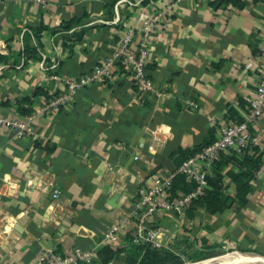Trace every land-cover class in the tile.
<instances>
[{"label":"crops","instance_id":"crops-1","mask_svg":"<svg viewBox=\"0 0 264 264\" xmlns=\"http://www.w3.org/2000/svg\"><path fill=\"white\" fill-rule=\"evenodd\" d=\"M116 1L49 0L41 8L7 0L0 6V113L23 118L18 101L39 86L55 90L50 74L85 73L113 53L124 29L104 21L114 18ZM132 1L138 5L122 12L134 27L140 7H172L151 37L147 106L128 72L117 70L106 83L79 90L64 114L35 115L31 134L15 137L0 127V264H32L48 249L125 248L128 234L108 242L104 232L130 210L137 187L174 168L175 148L215 139L221 123L236 122L227 116L229 108L243 120L259 80L264 0ZM43 99L34 100L32 112ZM251 129L257 152L264 150V113ZM36 140L53 150L36 147ZM223 182L224 192L234 196L235 182L228 176ZM250 185L244 204L219 213L199 208L192 217L186 209L155 214L149 225L162 228L160 249L189 263L217 264L225 255L264 258V171ZM51 187L60 190L65 207L53 219Z\"/></svg>","mask_w":264,"mask_h":264},{"label":"built area","instance_id":"built-area-1","mask_svg":"<svg viewBox=\"0 0 264 264\" xmlns=\"http://www.w3.org/2000/svg\"><path fill=\"white\" fill-rule=\"evenodd\" d=\"M7 0H0V6ZM45 8L49 0H29ZM208 3L225 2L231 0H205ZM249 1V0H239ZM138 5L132 0H117L114 3V18L105 23H114L124 29L116 50L104 56L100 63L92 70L76 76H59L50 74L49 80L55 84L56 89L50 93L57 94L49 99H43L38 110L19 118L13 115L0 113V127L11 131L15 137H22L32 133L31 120L37 114L52 115L60 107H65L77 92L95 83L104 82L119 70L117 63H122L137 87L139 97L148 96L153 91V83L147 77L146 65L151 50V37L153 32L172 11L171 5L157 10H147L140 7L137 13L138 26L129 25L124 20L122 9L127 6ZM259 80L255 86L253 96L248 100L247 110L240 122L221 123L219 135L211 143L203 146L198 152L185 159L176 169L164 173H155L147 184L137 187L135 197L131 202L128 212L120 216L114 224L106 228L104 239L108 242L116 239L119 233L128 234L134 244H149L152 248L160 249L161 242L157 239L162 231L161 227H150L149 220L157 213L185 210L191 200L201 193L205 186V176L210 172L211 165L220 153L230 150L240 152L247 146H258L259 139L252 131L251 126L264 113V44L259 48ZM189 106H196L192 101H187ZM264 171V151L261 164L255 174ZM176 174H182L186 181L194 182L195 188L189 193L176 192L172 195L170 188ZM51 200L49 203V217L54 218V213L61 210L60 217L64 215L65 207L61 192L56 187L50 189ZM11 226V225H10ZM97 257L95 248H81L73 246L63 254L53 250L40 252L32 264H81L90 263Z\"/></svg>","mask_w":264,"mask_h":264},{"label":"trees","instance_id":"trees-1","mask_svg":"<svg viewBox=\"0 0 264 264\" xmlns=\"http://www.w3.org/2000/svg\"><path fill=\"white\" fill-rule=\"evenodd\" d=\"M228 2L240 5L239 0L217 2L214 4L219 5ZM26 52L29 53L30 51L26 48L25 53ZM117 66L119 70L123 72V64L119 62L117 63ZM145 69L147 77H149L148 69H150V65H146ZM107 81L108 79L104 80L105 83ZM133 89L137 92V87L135 85H133ZM56 94L57 92L49 93V91L43 87H36L30 95H25L18 101V112L22 115L30 114L35 99L40 96L49 99ZM141 99L140 103L143 106H147L148 98L143 96ZM62 114H64V110L60 107L57 116ZM227 116L236 122L242 120L237 116V113L233 108L228 109ZM212 141H214V138L205 143L195 145L191 149L181 147L175 148L170 154L173 158L174 168L172 170L176 169L185 159L195 154L203 146ZM34 145L44 149L46 152L53 150V146L49 145L47 142L41 144V142L36 140ZM257 151L258 146H247L241 148L239 154L233 150H230L228 153H220L218 158L212 163L210 172L205 176V186L202 188L201 193L193 198L187 206V215L192 217L195 214V211L199 208L204 209L210 214H215L222 212L234 204H244L246 202V196L251 190L250 181L254 177L262 161L264 150ZM254 152H256V154H254ZM225 176H228L236 184V193L234 196L228 195L224 192L225 185L223 178ZM194 188V182H188L182 174H176L172 180L170 192L172 195H175L178 191L186 194L193 191ZM128 241L129 243L125 248L116 250L107 245L101 246L96 251L97 258L87 264H109L113 261L121 262L120 264H177L181 261L178 256L170 251L152 248L149 244H134L131 242V239H128Z\"/></svg>","mask_w":264,"mask_h":264},{"label":"bare ground","instance_id":"bare-ground-1","mask_svg":"<svg viewBox=\"0 0 264 264\" xmlns=\"http://www.w3.org/2000/svg\"><path fill=\"white\" fill-rule=\"evenodd\" d=\"M224 257H228L230 260H233V261H236V262H242L244 264H250L251 262H256V261H260L262 260L264 262V258H258V257H239V256H228V255H225V256H222L220 258H224ZM217 258V257H215ZM220 258H217V259H220ZM261 261V262H262ZM208 263H211V260H203V261H200V262H197V263H187V264H208Z\"/></svg>","mask_w":264,"mask_h":264},{"label":"rangeland","instance_id":"rangeland-1","mask_svg":"<svg viewBox=\"0 0 264 264\" xmlns=\"http://www.w3.org/2000/svg\"><path fill=\"white\" fill-rule=\"evenodd\" d=\"M217 260H218V263L217 264H232V263H236V261L230 260L227 257L220 258V259H217ZM120 263L121 262H111L109 264H120ZM187 263H189V262L180 261L177 264H187ZM209 264H211V263H209Z\"/></svg>","mask_w":264,"mask_h":264}]
</instances>
